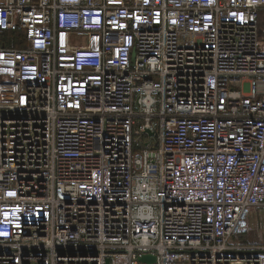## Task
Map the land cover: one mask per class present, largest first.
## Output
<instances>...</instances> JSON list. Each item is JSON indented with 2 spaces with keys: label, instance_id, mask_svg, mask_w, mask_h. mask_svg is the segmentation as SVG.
I'll return each instance as SVG.
<instances>
[{
  "label": "built area",
  "instance_id": "built-area-1",
  "mask_svg": "<svg viewBox=\"0 0 264 264\" xmlns=\"http://www.w3.org/2000/svg\"><path fill=\"white\" fill-rule=\"evenodd\" d=\"M264 0H0V264H264Z\"/></svg>",
  "mask_w": 264,
  "mask_h": 264
},
{
  "label": "rangeland",
  "instance_id": "rangeland-1",
  "mask_svg": "<svg viewBox=\"0 0 264 264\" xmlns=\"http://www.w3.org/2000/svg\"><path fill=\"white\" fill-rule=\"evenodd\" d=\"M235 241L243 243L264 242V208L254 209L248 219V229L236 236ZM114 264H125V258H120Z\"/></svg>",
  "mask_w": 264,
  "mask_h": 264
},
{
  "label": "water",
  "instance_id": "water-1",
  "mask_svg": "<svg viewBox=\"0 0 264 264\" xmlns=\"http://www.w3.org/2000/svg\"><path fill=\"white\" fill-rule=\"evenodd\" d=\"M139 260L142 263L153 264L156 261V258L154 256L144 254V255L140 256ZM107 264H110L109 260L107 261Z\"/></svg>",
  "mask_w": 264,
  "mask_h": 264
}]
</instances>
